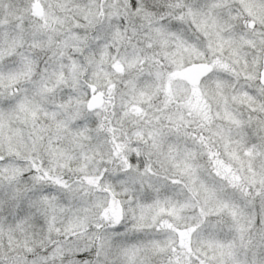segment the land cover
Segmentation results:
<instances>
[{
    "label": "snow or ice",
    "instance_id": "6c2138e0",
    "mask_svg": "<svg viewBox=\"0 0 264 264\" xmlns=\"http://www.w3.org/2000/svg\"><path fill=\"white\" fill-rule=\"evenodd\" d=\"M0 264H264V0H0Z\"/></svg>",
    "mask_w": 264,
    "mask_h": 264
}]
</instances>
